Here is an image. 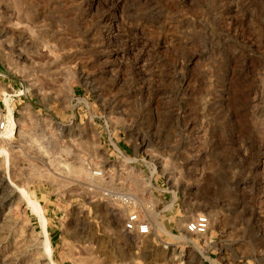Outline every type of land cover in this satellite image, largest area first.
Instances as JSON below:
<instances>
[{"label":"rangeland","instance_id":"1","mask_svg":"<svg viewBox=\"0 0 264 264\" xmlns=\"http://www.w3.org/2000/svg\"><path fill=\"white\" fill-rule=\"evenodd\" d=\"M10 112L0 264H264V0H0Z\"/></svg>","mask_w":264,"mask_h":264},{"label":"built area","instance_id":"2","mask_svg":"<svg viewBox=\"0 0 264 264\" xmlns=\"http://www.w3.org/2000/svg\"><path fill=\"white\" fill-rule=\"evenodd\" d=\"M8 127V120L5 117H0V132H4ZM95 176L100 177L99 171L94 173ZM208 229V218L201 214L193 218L187 225L186 230L194 235H203ZM125 230L129 233H136L139 235H146L149 233L150 227L148 223L140 220L137 213L128 215L125 221Z\"/></svg>","mask_w":264,"mask_h":264},{"label":"bare ground","instance_id":"3","mask_svg":"<svg viewBox=\"0 0 264 264\" xmlns=\"http://www.w3.org/2000/svg\"><path fill=\"white\" fill-rule=\"evenodd\" d=\"M8 115H9L8 127L4 132H0V137H3V138L9 137L12 133H16V130H17V121L15 120V118H12L11 112L8 113ZM0 153H2V155L3 154L6 155V157H7L8 153L6 151L0 150ZM15 190L21 196L22 200L24 199V202L26 201L27 205H29L32 208V210L37 214V216L39 218L38 220L40 221V225H41V228H42L43 233H44L43 246H44V249L47 252V254L50 255L51 254V244H50V240H49L48 233L46 230L47 220H46V218L42 212V208H41L39 202L35 199H32L31 195H29V193L27 192L26 189L15 185ZM43 233H41V235ZM45 251H44V253H45Z\"/></svg>","mask_w":264,"mask_h":264}]
</instances>
